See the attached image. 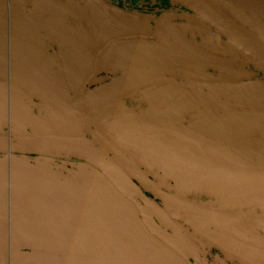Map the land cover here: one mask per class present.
I'll list each match as a JSON object with an SVG mask.
<instances>
[{
	"label": "flooded vegetation",
	"instance_id": "1",
	"mask_svg": "<svg viewBox=\"0 0 264 264\" xmlns=\"http://www.w3.org/2000/svg\"><path fill=\"white\" fill-rule=\"evenodd\" d=\"M191 18L190 12L168 0H0V136L8 140L54 137L90 143L163 212L164 226L170 225L169 219L191 241L197 248L193 254L197 264H264L262 255L239 244L232 248L233 254L225 234L209 229L206 223L192 224L180 211L146 190L137 178L141 174L177 201L221 215L224 220L218 227L243 242L255 241L264 249V207L255 208L256 203L264 201V189L259 185L252 187L242 181L245 184L237 185H242L239 190L225 197L185 189L159 171V162L167 160V152L182 158L183 154H197L217 166L224 161L256 164L263 140L251 136L238 140L233 126L262 120L261 76L244 66L240 58L235 59L234 69L244 67L247 75L233 82L139 78L132 75V66L124 67L118 61L121 52L147 46L181 72L184 70L177 64L182 49L206 51L207 45L226 42ZM130 24L139 28L131 29ZM72 74L76 76L73 92ZM209 74L218 76L212 71ZM222 121L230 131L217 135ZM217 139L226 146L214 147ZM222 148L235 155V160ZM12 159L32 166L31 173H26L37 187L55 184L64 177L81 180L99 175L103 178L100 183L113 189L97 169L82 161L0 155L6 165L25 168ZM123 200L137 215L144 235L154 238L156 234L174 243L171 234L136 199ZM8 202L7 215L0 212L7 225L1 222L0 231L18 236L10 227L11 213L24 208L18 198L9 197ZM229 220L233 221L232 228ZM215 235L222 239L213 241ZM19 254L22 261L43 255L36 251ZM11 257L9 264H13Z\"/></svg>",
	"mask_w": 264,
	"mask_h": 264
},
{
	"label": "water",
	"instance_id": "2",
	"mask_svg": "<svg viewBox=\"0 0 264 264\" xmlns=\"http://www.w3.org/2000/svg\"><path fill=\"white\" fill-rule=\"evenodd\" d=\"M168 1L190 12L195 24L218 33L226 42L217 41L207 45L206 51L182 49L177 64L184 70L181 72H176L172 64L154 48L133 47L118 55L121 65L133 67L132 75L139 78L233 82L238 77L247 75L244 67L234 69L235 59L240 58L244 66L253 69L264 80V0ZM128 27L139 28L136 24ZM228 58L232 59L231 62H227ZM209 71L218 76L211 77ZM75 78V74H72V92L75 89ZM253 124L259 128L244 129L243 126L246 125L233 127L237 129H234V133L238 140L247 136L263 140L256 164L244 162L233 165L230 161H224L223 165L217 166L197 154H183L182 158L167 152V160L159 162L163 174L185 189L205 194H222L225 197L239 190L245 184L242 181L248 182L252 187L259 185L264 189V120ZM226 125L225 121L219 123L215 133H229L230 130L225 129ZM239 130L242 133L239 134ZM220 139L215 140L217 142L212 145L216 148L225 147L224 142L218 143ZM222 150L231 160H235V155L224 148ZM5 154L53 156L82 161L97 169L111 182L113 189H107L101 184L103 178L99 175L81 180L64 177L55 184H40L37 187L28 177L27 171L0 162V212L7 215L9 197L18 198L24 208L23 210L19 204L14 203L21 210L11 213L10 227L14 228L18 236H9L6 231H0V264H9L10 255H13V264H191L190 261L197 264L193 256L197 248L191 241L169 219L170 225L164 226L165 223L161 220L163 212L154 207L129 177L92 144L54 137L8 140L0 136V155ZM140 176L137 178L146 190L180 211L192 224L206 223L209 229L225 234L230 240L227 247L231 252L234 245L239 244L237 246L242 245L264 258V249L259 243L243 242L228 230L218 227L217 224L224 220L221 215L183 204L161 191L143 175ZM241 183L240 187L237 186ZM123 199H136L143 209L150 211L157 222L171 234L174 243L167 242L155 236L156 234L153 235L156 240L144 235L139 228L137 215L128 209ZM261 205L264 207V201L256 203L255 208H261ZM0 218L3 220L0 223L7 225L6 217ZM229 223L232 228L233 221L229 220ZM215 237L216 240L212 239L215 242L222 239L218 235ZM26 251H36L43 255L27 257L22 261L19 253ZM199 264L202 263L199 261Z\"/></svg>",
	"mask_w": 264,
	"mask_h": 264
},
{
	"label": "rangeland",
	"instance_id": "3",
	"mask_svg": "<svg viewBox=\"0 0 264 264\" xmlns=\"http://www.w3.org/2000/svg\"><path fill=\"white\" fill-rule=\"evenodd\" d=\"M214 33H215V35H219V34L216 33V32H214ZM248 117L250 118V114L247 115V118H248ZM261 119L264 120V114H262V118H261ZM244 124H245L246 126H243V127L248 128L249 130H250V129H254V130H255L256 128H259L256 124L254 125V124L251 123L250 121H245ZM259 126H260V125H259ZM263 126H264V125H263ZM12 160H13L14 163H17V165H22V164L25 165V168H24V169H22L21 167H17V166H15V168L22 169V170H24L25 172L27 171L28 174L31 173V171H32V169H33L31 165L28 166L27 164L21 162V160H18V159H12ZM0 162L5 163V162H3L2 160H0ZM33 171H35V170H33ZM39 171L43 172L44 170H39ZM50 175H51V174H50Z\"/></svg>",
	"mask_w": 264,
	"mask_h": 264
},
{
	"label": "crops",
	"instance_id": "4",
	"mask_svg": "<svg viewBox=\"0 0 264 264\" xmlns=\"http://www.w3.org/2000/svg\"><path fill=\"white\" fill-rule=\"evenodd\" d=\"M210 31H211V30H210ZM212 32H213V31H212ZM213 33H214V32H213ZM159 93L163 94L164 92H163V90H161V91H159ZM162 169H163V168L160 167V168H159V171L162 172ZM162 173H163V172H162ZM230 196H232V194H230Z\"/></svg>",
	"mask_w": 264,
	"mask_h": 264
}]
</instances>
